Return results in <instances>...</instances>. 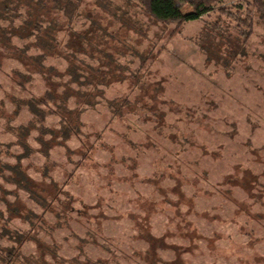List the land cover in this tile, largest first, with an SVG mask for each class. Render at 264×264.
Returning <instances> with one entry per match:
<instances>
[{"label": "rangeland", "instance_id": "rangeland-1", "mask_svg": "<svg viewBox=\"0 0 264 264\" xmlns=\"http://www.w3.org/2000/svg\"><path fill=\"white\" fill-rule=\"evenodd\" d=\"M94 1H85L75 28L87 26L97 14ZM238 1L243 2L226 0ZM172 3L182 13L194 10L180 0ZM215 16L163 26L128 7L123 21L136 30L131 36H147L142 44L149 73L143 76L151 86L134 87L133 78L121 71L90 106L74 96L73 91L85 86L65 85L73 93L69 108L82 109L81 134L47 144L52 136L39 134V122H34L25 138L28 153L15 129L28 125L33 116L21 102L43 96L46 85L36 73L27 82L18 81L14 73L24 67L9 54L0 59V226L10 217V230L29 232L21 255L38 251L36 240L53 243L65 257L83 252L100 259L99 264H144L140 255L149 234L160 239L157 251L168 264L180 262L173 261L177 248L190 264H264V196L257 191L264 185V28L255 18L247 53L224 67L215 61L231 58L229 52L243 38L232 29L223 32L224 38L214 37ZM201 45L213 46L217 58L206 60ZM129 56L118 57L120 63L127 64ZM44 61L65 71L64 60ZM137 64L138 59L130 67ZM68 79L56 77L62 84ZM124 97L141 99L144 106L123 111L122 117L113 115L108 103ZM52 107L49 102L43 109ZM58 120L48 113L42 122L55 129ZM5 164L20 165L29 186L47 197L45 207L9 180ZM158 168L164 171L160 176L155 174ZM8 207L17 208L19 215L8 214ZM30 211L36 214L29 219L32 223L24 220ZM9 244L0 236V246Z\"/></svg>", "mask_w": 264, "mask_h": 264}, {"label": "trees", "instance_id": "trees-1", "mask_svg": "<svg viewBox=\"0 0 264 264\" xmlns=\"http://www.w3.org/2000/svg\"><path fill=\"white\" fill-rule=\"evenodd\" d=\"M85 1L90 0H0V59L8 58L7 55L9 54L24 67L23 70L16 69V73H14L18 77V81L27 82L36 73L44 80V85H46L43 96H31L24 98L21 102V105L24 108L26 107L33 116L28 125H21L15 129L18 135L21 136V144L26 149V153L30 152L31 148L26 144L27 140L25 138L36 122H39L37 126L39 134L43 136L50 134L52 136L47 144H51L52 141L58 138L63 142L74 134H81V122L78 119L82 109L74 108L75 106L69 108L70 97L73 93L65 85L74 83L79 88L85 86L83 90L78 89L73 92L78 101L90 106L98 101L95 97L97 95L101 96L102 87L111 78L119 76L117 74H120L121 71H127L128 78H133L134 87L146 89L151 86L150 83L146 84L145 76H143L144 72L145 75L149 73L147 66L149 56H147L148 52L142 44L147 36H142L141 32L136 34L137 38L131 36L130 33L135 34L136 30L127 26L126 22L123 21V16L128 12V7H135L150 20L163 26H167L172 22L196 21L205 14L209 16L210 13H215L217 19L211 22V31L214 37L224 38L223 32L232 29L236 35L238 34V38H243L238 40L239 43L235 52H229L231 58L219 57L218 61L214 60L217 63H222L221 65L224 67H228L237 56L247 53V39L253 32L252 27L255 24V18L262 23L264 28V0H242L243 2L233 3H227L226 0H180L194 8L189 13H182L172 3V0H120L121 4H114V0H106V3L100 4L95 0L93 4L97 14L95 11L91 15L87 26L75 28L73 22H75ZM111 4L113 8L107 9L106 7L111 6ZM122 29H126V32H122ZM222 43L224 44L225 41ZM212 44L217 45L218 41L214 40ZM212 47L201 45L206 60L217 58L212 54ZM32 49L37 52H32ZM127 53L130 55V59L127 60V64H121L119 58L127 56ZM50 57L64 60L66 63L65 71L59 72L55 66L46 65L44 60ZM136 59H138V64L130 67V64H133ZM58 76H68V82L62 84L56 80ZM118 79L121 80V78ZM60 85L65 86L61 94L57 91ZM152 86L156 88L154 83ZM155 97L156 95H153L154 99ZM49 102L52 103L53 107L43 109L49 106ZM108 104L113 115L118 117L123 116V111L130 112L134 107L144 106L141 99L130 97H124L120 101L111 100ZM158 110L160 109L158 108ZM48 113H53L59 117L57 128L53 129L43 125L42 121ZM39 139L44 144L42 138ZM81 141L83 143V140ZM150 145H154V143L152 142ZM45 153L48 154L46 150ZM84 158L87 157L84 156ZM79 160L82 161L83 158ZM2 168L10 170L9 180L26 190L29 197L38 203L40 207L46 206L47 197L39 195L35 189L29 186L31 180L27 177L26 172L22 171L20 165L8 166L5 164ZM13 172L18 179L12 175ZM163 173L164 171L160 168L155 171L156 176ZM259 186L263 190L258 188L257 191L264 196V185ZM66 195L69 194L66 193ZM259 200L262 199L257 198L256 201ZM8 208V214L19 215L16 214L17 208ZM76 210L80 211L79 209ZM35 215L30 211L24 220L32 223L29 219ZM56 215L59 214L56 213ZM1 217L4 219L3 214ZM8 219L10 217H5L3 220L4 225L0 226V236L7 237L11 244L0 246V264L100 263V259L93 260L83 252L70 257L58 255L57 247L53 243L44 242V244H39L36 240H34V243L37 245L38 251L36 250L31 255H21V245L29 239V232L27 230H17L16 228L10 230L7 227ZM87 232L89 234L93 233ZM148 235H145V238H148L146 239L148 246L140 255L142 263L168 264L167 260L164 261L157 251L161 248L160 239H151ZM15 243L20 246L17 248ZM173 250L177 253L173 260L175 263L178 259L180 260L178 264H190L179 255L181 251L178 248Z\"/></svg>", "mask_w": 264, "mask_h": 264}]
</instances>
